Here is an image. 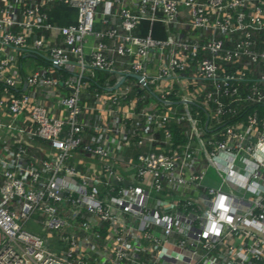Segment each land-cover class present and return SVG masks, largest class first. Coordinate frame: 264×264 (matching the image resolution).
<instances>
[{
    "label": "built area",
    "instance_id": "built-area-1",
    "mask_svg": "<svg viewBox=\"0 0 264 264\" xmlns=\"http://www.w3.org/2000/svg\"><path fill=\"white\" fill-rule=\"evenodd\" d=\"M0 264H264V0H0Z\"/></svg>",
    "mask_w": 264,
    "mask_h": 264
},
{
    "label": "trees",
    "instance_id": "trees-1",
    "mask_svg": "<svg viewBox=\"0 0 264 264\" xmlns=\"http://www.w3.org/2000/svg\"><path fill=\"white\" fill-rule=\"evenodd\" d=\"M76 11L67 6H55L49 11V20L59 25H69L75 21Z\"/></svg>",
    "mask_w": 264,
    "mask_h": 264
},
{
    "label": "crops",
    "instance_id": "crops-1",
    "mask_svg": "<svg viewBox=\"0 0 264 264\" xmlns=\"http://www.w3.org/2000/svg\"><path fill=\"white\" fill-rule=\"evenodd\" d=\"M37 149H39V150H43V149H41V148H37ZM44 151V150H43ZM30 228L32 227V228H34L36 231H41V229H39L38 227H36V226H34L32 223H29V225H28Z\"/></svg>",
    "mask_w": 264,
    "mask_h": 264
},
{
    "label": "rangeland",
    "instance_id": "rangeland-1",
    "mask_svg": "<svg viewBox=\"0 0 264 264\" xmlns=\"http://www.w3.org/2000/svg\"><path fill=\"white\" fill-rule=\"evenodd\" d=\"M31 65H33V61L31 60ZM29 227V226H28ZM30 230H32L30 227H29ZM34 231V230H33ZM52 248V247H51Z\"/></svg>",
    "mask_w": 264,
    "mask_h": 264
}]
</instances>
